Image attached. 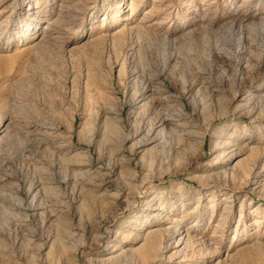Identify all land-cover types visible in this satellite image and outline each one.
I'll return each instance as SVG.
<instances>
[{
    "label": "rangeland",
    "instance_id": "obj_1",
    "mask_svg": "<svg viewBox=\"0 0 264 264\" xmlns=\"http://www.w3.org/2000/svg\"><path fill=\"white\" fill-rule=\"evenodd\" d=\"M0 264H264V0H0Z\"/></svg>",
    "mask_w": 264,
    "mask_h": 264
},
{
    "label": "bare ground",
    "instance_id": "obj_2",
    "mask_svg": "<svg viewBox=\"0 0 264 264\" xmlns=\"http://www.w3.org/2000/svg\"><path fill=\"white\" fill-rule=\"evenodd\" d=\"M71 8V7H70ZM74 9V8H73ZM68 16H71L73 17L74 16V13H70V11H68ZM67 16V15H66ZM60 17V16H59ZM73 18H58V22H63V23H66V24H72V20ZM49 26V25H48ZM67 27V26H66ZM147 30V28H146ZM150 32V31H149ZM159 33V32H158ZM157 33V35H159ZM154 35H156L155 33H152ZM156 35V36H157ZM163 40H167L168 39V36L165 34V33H162V35H159ZM158 37V36H157ZM159 37V38H160ZM149 83V82H148ZM147 83V84H148ZM154 91V90H153ZM137 94V93H136ZM146 94V93H145ZM258 95V94H257ZM146 97V96H145ZM156 99V98H155ZM167 100V99H166ZM153 101V100H152ZM165 101V100H164ZM170 107V106H169ZM163 108V107H162ZM170 109V108H169ZM163 110V109H162ZM166 111V110H165ZM157 112V111H156ZM168 111H166L167 113ZM184 112V110H183ZM158 114V113H157ZM167 114H170V111L167 113ZM155 119V118H154ZM168 117L165 116V114H161L160 115V118L158 119L157 123L155 124H158V127H161L160 131H159V138L161 139H164L168 133L171 134H175L176 136H178L179 138H185L184 135L187 134V135H190V132H186L184 131V129L182 128V124H179L178 122H175V121H172V126L170 128L166 127V124L168 122ZM176 119V118H175ZM178 119V118H177ZM171 121V120H170ZM181 121V120H180ZM152 125V124H151ZM150 126V125H149ZM154 128V123L153 125L149 128V132H151V130H153ZM151 134V133H150ZM158 136V135H157ZM166 139V138H165ZM203 141V140H202ZM171 235V234H170ZM173 235V234H172ZM168 238V237H167ZM156 244V240L154 238V236H151L150 240H149V243H148V246L151 248L152 246H154Z\"/></svg>",
    "mask_w": 264,
    "mask_h": 264
}]
</instances>
